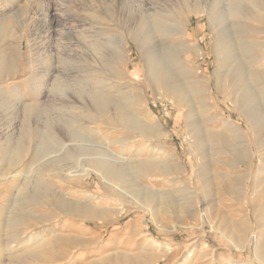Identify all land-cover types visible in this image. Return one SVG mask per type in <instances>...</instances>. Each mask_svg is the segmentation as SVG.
Listing matches in <instances>:
<instances>
[{
    "label": "rangeland",
    "instance_id": "1",
    "mask_svg": "<svg viewBox=\"0 0 264 264\" xmlns=\"http://www.w3.org/2000/svg\"><path fill=\"white\" fill-rule=\"evenodd\" d=\"M14 1L0 0V12L10 11L6 17L8 25L15 30L23 26L26 31L17 63L23 71L13 82L26 80L31 87L35 73L29 72L30 66L52 58L56 63L54 57H64L75 49L76 37L85 39L90 53L99 52L104 62L100 67L90 56L88 64L81 63L82 72L78 78L74 77L75 83L78 80L89 90L108 89L128 115L137 114L146 122L143 130L148 133L152 128L158 134L140 137L130 128L113 131L87 124L85 128L76 125L79 140L107 147L118 154L116 157L139 154L142 160L154 156L159 162L169 157L173 163L183 165V176L169 184L161 177L150 181L139 178L138 173H133L134 178L131 173L128 181L121 184L126 196L116 195L113 199L97 176L87 170L70 181L43 178L44 172L39 171L25 172L36 185L26 187L19 198L1 193L0 185L1 244L12 240L8 233L16 228L19 239H14V243L39 236L35 244L33 241L30 247L23 245L14 254L41 245L46 247L48 260L30 264H122L124 257L128 258L127 264H264V142L255 137L250 139L248 127L235 105L239 93L235 67L239 64L245 69L244 83H249L245 85L254 96L250 107L264 118V0ZM214 15L216 21L212 19ZM150 28L151 39L147 42L143 38ZM220 41L225 51L218 56ZM153 58L166 63L171 74L169 82H177L187 91L188 80H204L205 96L176 105L171 94L151 82L148 64ZM62 60L58 66L63 70L59 69L64 71L65 67L74 75L75 61ZM186 70L193 72L189 74ZM252 72L260 76L258 83L250 78ZM97 81L101 85H95ZM20 87L25 100L32 101L34 94L18 84L4 94L10 104H20L18 93H24ZM6 113L7 108H0V121L3 122ZM225 121L237 127L242 135L227 132V138L204 141L203 152L191 150V141L203 138L207 129L224 131ZM128 137L136 141L124 149L122 142ZM245 154L252 158L249 168ZM201 166L212 179L210 189L196 183L200 174L197 169ZM232 177L240 180L232 181ZM231 184L243 193V199L234 198ZM143 185L157 190L185 186V193L179 192V197L194 196L193 207H198L210 224L198 221L188 228L180 226L172 214L156 219L144 214L136 200ZM52 192L84 202L100 197V206L108 210L106 222L61 216L53 206ZM216 209L228 222L242 224V229L230 231L222 227ZM11 219L18 221L14 228L9 226ZM63 237H71L72 242L64 245L58 239ZM11 252L0 245V264H21L17 260L9 262ZM81 255L82 259L76 261Z\"/></svg>",
    "mask_w": 264,
    "mask_h": 264
},
{
    "label": "bare ground",
    "instance_id": "2",
    "mask_svg": "<svg viewBox=\"0 0 264 264\" xmlns=\"http://www.w3.org/2000/svg\"><path fill=\"white\" fill-rule=\"evenodd\" d=\"M17 1L18 0H15L14 2ZM5 7L6 5L3 4L2 9H5ZM9 12H0V108H7L5 119H3V122L0 121V185L3 188L1 193H5L9 197L16 199L26 187L30 188L32 185H36L34 184L36 182L33 181V178L25 173H31L32 171L44 172L43 178L54 177L70 181L74 179V177L79 176V172L87 170L89 173H94L97 176L99 181L105 185V192L112 196L113 199L116 198V195L118 197L121 196L122 198L126 196L127 193L124 188H122L121 184L128 181L129 177L133 176V173H138L139 178L146 180L150 179V181L151 179L155 180L156 178L161 177L169 184H173V180L183 176V173H181L183 165L173 163L172 159L169 157H166L162 162H159L158 159L154 158V152H151L153 157L146 160L139 158V154L123 157L120 154L121 157H116L118 154L110 151L107 147L105 148L98 144L87 145L85 140H79L80 133L77 132L76 125L85 128L87 124L103 126L106 129H111L113 131L130 128L135 132L133 134H136L137 136L139 134L140 137H153L151 133L158 134L156 131H153L152 128L151 130H148V133L143 130L146 122L141 121L137 114L128 115L122 106V103L114 100V97L110 95L111 92L108 89L95 90L93 88V90H89L83 88L80 81L77 80L75 83L74 79H77V76L82 72L80 67L81 63L89 62V59H91L90 56L94 58L97 65L100 67H102L104 62L102 57L97 54L99 52L93 51L95 52L93 55L90 53L91 51L87 45L88 43L86 44L83 42L85 39L81 40L79 37H76L74 42L76 43L74 47L75 49L71 50V54L67 52L64 57L59 55L54 57V59L57 58V60H55L56 63H54L52 58L50 61L39 62L35 66H30L29 72L35 73L33 76L34 78L32 77L34 83L31 84V87L26 80H21L19 83L13 82V79H16L15 76L17 77V74L23 71L21 70V67L18 68L17 63H19L18 61L21 59L22 41L26 37V31L22 28L23 26L20 30H15L8 25L6 17ZM21 14H23V12ZM212 19L216 21V15H214ZM151 34V28L146 29L143 40L149 42ZM223 47L222 41H220L217 47L218 56L224 53L225 50ZM64 58L73 59L75 61L76 64L73 68L75 70L73 71L74 75L73 73L68 72L67 69L65 70V67L64 71H62L63 69L61 66H58ZM167 67L168 66H166V63L162 59L153 58L148 64V72L152 78L151 82L155 86H159L167 93L171 94L176 105L180 102L186 103L187 99L190 98L202 99V97L205 96L207 89L205 90L203 84L204 80H188L187 84H189L190 90L187 91L182 86L176 84L177 82H169L170 79L168 78L171 74ZM242 68L239 64L235 67V76L238 78L235 84H238L236 89L239 90L235 99V105L237 106L236 108L240 110V115L248 127V131L250 132H248V136L250 139L253 140L255 137L257 139L259 138V141L261 140V142H264V118L261 116L260 112L254 111V109L250 107L251 100L254 96L247 89V85H245L248 82L244 83L243 70L245 71V69L242 70ZM190 71L191 72L186 70V73L189 72V74H191L193 72L192 70ZM250 78L258 83L260 76L255 74V72H252ZM100 83V81H97L95 82V85ZM18 84H21L25 91L32 92L34 97L32 98V101L30 99V101L27 102L25 100V92L23 88L20 87V90L24 93L19 94L17 92L20 104H16V106L10 104L11 102L4 98L6 97L4 94L8 88L12 89L13 86H18ZM106 86L107 85L105 84V87ZM131 104L133 107H136L137 105L136 102L133 103V100H131ZM181 105L183 106V103ZM139 123L142 124V127ZM223 123L224 131L207 129L203 138H198V141L196 139H194V142L191 141L189 145L191 150L198 153L203 152L202 145L204 141L215 142L216 140H221L225 137L227 138V132L238 135L239 137L242 135L237 127L232 126L230 122L225 121ZM137 131H139V133ZM118 141L119 140L117 139V143H119ZM135 141L134 137L126 138L125 141L122 142L124 149L125 146H132ZM152 149L153 148H151L150 151H152ZM244 160L246 166L249 168L252 162L251 155L245 154ZM202 170V166L197 169V173L200 174L198 180L195 178L197 180L196 183L210 189L212 179L209 174L205 172L206 170ZM131 173L132 175L129 176ZM133 177L132 179L135 178ZM236 179L238 178L232 177V181H236ZM193 181L194 180H192V182ZM181 183L185 185V181H182ZM232 184L231 194H233L236 200L239 198L243 199V193H240L236 187L233 188L234 186ZM38 186H40L39 183ZM185 186L181 188L172 187L169 189L157 190L150 185H143L141 188L142 193L136 197V200L139 203L138 209L144 214H148L153 219L159 218L165 214H172V218L176 220L180 226L188 228L196 226L198 221L200 223L210 224V221L208 220L209 218L205 214L200 213L198 207H193L192 200H194V196L192 198L191 196L186 197V194L185 196L181 194V197H179V192L185 193ZM52 194L54 199L53 206L61 216L79 217L84 220H98L103 224L106 222L108 210L107 208L100 206V197H92L88 202H84L80 200L76 201L64 194V198L54 192H52ZM118 212L121 214L120 211ZM216 216L220 218L218 219L220 220L222 227H227L230 231L242 229V224L234 220L228 222L226 218L221 216L219 211L216 212ZM17 222V220L11 219L9 226L14 228L17 225ZM17 229L18 228H16V231L8 233L9 237L12 239L11 241L2 244L0 242V245H3L5 250L12 251L11 257L8 259L9 262L11 260V262L17 260L21 264H30L31 262L37 263L38 261H47L48 250L46 247L41 245L40 247L28 248L32 246L30 244L33 241L35 244V241L39 239V236L37 238L31 237L26 241L20 240L14 243V239H19L18 237L16 238L15 234ZM58 239L64 245H69V243L72 242L71 237ZM13 243L14 246H12ZM23 245L28 246V249H24L22 253L14 255L16 254V249L19 247L22 248ZM77 257L76 261L82 259V255ZM127 259V257H124L122 264H127Z\"/></svg>",
    "mask_w": 264,
    "mask_h": 264
}]
</instances>
